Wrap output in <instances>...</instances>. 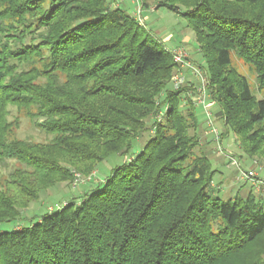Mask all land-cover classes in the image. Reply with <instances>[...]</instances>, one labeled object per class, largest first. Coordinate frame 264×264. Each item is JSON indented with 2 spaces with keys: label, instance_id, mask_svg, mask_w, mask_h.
Here are the masks:
<instances>
[{
  "label": "trees",
  "instance_id": "16d2710c",
  "mask_svg": "<svg viewBox=\"0 0 264 264\" xmlns=\"http://www.w3.org/2000/svg\"><path fill=\"white\" fill-rule=\"evenodd\" d=\"M157 1L195 34L223 139L264 161V99L232 63L264 87V0ZM176 71L106 0H0V163L18 164L0 180V225L15 222L0 230V264H264V197H218ZM21 118L50 138H16ZM114 156L126 160L79 201L15 228L42 192Z\"/></svg>",
  "mask_w": 264,
  "mask_h": 264
},
{
  "label": "rangeland",
  "instance_id": "374dc122",
  "mask_svg": "<svg viewBox=\"0 0 264 264\" xmlns=\"http://www.w3.org/2000/svg\"><path fill=\"white\" fill-rule=\"evenodd\" d=\"M106 1L112 7H115L114 3H121L120 8L125 10L129 14H135L132 16L136 21L137 18L141 19L142 23L140 25H142L148 32L151 33L154 40L158 41L169 51L178 49L184 50L187 54L188 62L192 65L200 67L202 72L206 74L204 69L205 63L198 51L195 34L188 27L185 18L175 13L169 12L164 8H157V0ZM143 3H145V6H142ZM191 54L194 55V60L189 56ZM232 61L234 67L237 68L238 71L246 77L254 96L257 99H264V87H258L253 70L244 65L234 55L232 56ZM173 75L170 78V84L171 88L175 90L174 85L171 83ZM181 75L183 76L185 81V84L181 87L187 88L186 92L183 93L182 102L186 103L187 98L191 100V103L195 107V113L198 119V132L200 134L199 148L206 150L209 153L210 157L213 156L214 153L219 154L217 158H211L212 167L217 171L212 182V186L219 189L217 195L221 199L232 198L238 192H242V194H245L246 192H248V187H246V183H244V181L240 179L241 173L253 169L254 165L252 164V162L257 161L262 168L261 171H258L257 175L259 177H264V161L257 158L252 161L245 160L244 158L239 159L241 152L239 151L237 141L235 140L233 133L229 132L228 135L223 139V125L221 120H219L217 117L218 108L216 104L211 107V113L213 126L217 130V136L209 132L206 125L205 113L202 107L198 106L196 102L199 95L198 88H200V82L194 77L191 69L189 68H184L181 72ZM180 88L176 89L179 90ZM150 124L151 121H148V125ZM149 134H151V130H149L147 133L143 134L136 140L134 145L136 151L142 147ZM205 134L207 135L206 139H204V136H206ZM15 137L19 139L30 140L33 142H45L50 138L45 133L41 132L27 118H21L20 126L15 132ZM203 140L207 143V145L210 144V142H213L215 145L211 148H206L205 146L201 145ZM125 160V157H111L99 164L96 170L87 177L82 176L78 172H73L74 174L78 173L81 178L80 181L76 183V185H73V177V180L70 183H61L54 188H50L47 191L42 192L40 194L39 200L32 203L29 208L23 212V220H19L18 224L15 225V228L19 229L24 225H28L29 220H31L32 218L36 219L38 216L46 213L48 211V208L49 210H51L50 208L59 205L62 202L73 200L79 201L86 192L91 190L95 185L103 182V180L106 179V176L109 175L113 167L122 164ZM232 160L238 162L239 167L237 165H233ZM16 166H18L16 162L9 160L0 163V180H2L5 175L8 174V172ZM253 194L255 193L253 192ZM255 195L258 197H264V195ZM14 223L15 222L1 224L0 230L10 229V226Z\"/></svg>",
  "mask_w": 264,
  "mask_h": 264
},
{
  "label": "built area",
  "instance_id": "2783aa9c",
  "mask_svg": "<svg viewBox=\"0 0 264 264\" xmlns=\"http://www.w3.org/2000/svg\"><path fill=\"white\" fill-rule=\"evenodd\" d=\"M137 21L141 24V19L137 18ZM171 55L173 58V61L177 64V71L173 75L171 79V83L174 85L175 90L176 88H180L185 84L184 78L181 75V72L183 71L184 68H189L192 71V74L194 77L200 82V85L198 88L199 95L197 99V104L198 106H201L205 116H206V125L208 127V130L210 133H213L214 135L217 136V130L213 126V121H212V113H211V107L215 104L214 101L211 99V95L207 90V76L204 74L201 70L200 67L196 65H192L188 62L187 60V54L184 50H174L171 51ZM233 161V165H237L239 167V163L236 162L235 160ZM252 164L254 165V168L251 170H248L247 172H242L240 179L244 181V183H249L251 186V191H253L257 195H264V181L257 175L258 171H261L262 168L258 164L257 161H253ZM80 176L78 173L74 174V183L73 185H76L77 182L80 181ZM65 202L60 203L59 205L53 206L50 208L51 210L48 211H53L56 209H59Z\"/></svg>",
  "mask_w": 264,
  "mask_h": 264
},
{
  "label": "crops",
  "instance_id": "0c3cea01",
  "mask_svg": "<svg viewBox=\"0 0 264 264\" xmlns=\"http://www.w3.org/2000/svg\"><path fill=\"white\" fill-rule=\"evenodd\" d=\"M115 4V7H120L121 5V3L120 4H118V3H114ZM131 15H135V14H131ZM192 59L194 58V55L193 54H191V55H189ZM194 60V59H193ZM190 85V84H189ZM206 135V134H205ZM207 138V135L206 136H204V139H206ZM201 145H203V146H205L206 148H211V147H213L215 144L213 143V142H210V144H208L207 145V143L206 142H204V140L202 141V144ZM219 156V154L218 153H214L213 154V156H211V158H217ZM263 181H264V177H260ZM246 185V187H248V191L249 190H251V186L249 185V183H246L245 184Z\"/></svg>",
  "mask_w": 264,
  "mask_h": 264
}]
</instances>
